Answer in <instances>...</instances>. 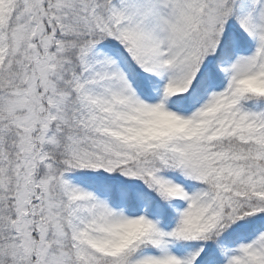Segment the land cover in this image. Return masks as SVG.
<instances>
[{
  "label": "snow or ice",
  "instance_id": "1",
  "mask_svg": "<svg viewBox=\"0 0 264 264\" xmlns=\"http://www.w3.org/2000/svg\"><path fill=\"white\" fill-rule=\"evenodd\" d=\"M0 264H264V0H0Z\"/></svg>",
  "mask_w": 264,
  "mask_h": 264
}]
</instances>
